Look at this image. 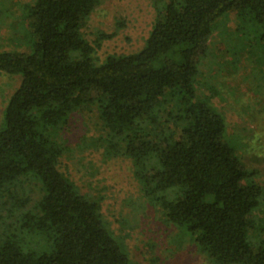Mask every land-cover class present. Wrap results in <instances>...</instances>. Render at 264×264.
Listing matches in <instances>:
<instances>
[{
  "label": "trees",
  "instance_id": "1",
  "mask_svg": "<svg viewBox=\"0 0 264 264\" xmlns=\"http://www.w3.org/2000/svg\"><path fill=\"white\" fill-rule=\"evenodd\" d=\"M101 0L23 5L27 53L0 50L20 82L0 122V264H134L92 198L59 170L73 113L94 107L102 158L130 161L138 210L183 232L210 264H264V187L241 163L223 115L197 96L217 23L226 54L264 59V0H155L144 46L96 63L82 29ZM238 42V45H237Z\"/></svg>",
  "mask_w": 264,
  "mask_h": 264
},
{
  "label": "rangeland",
  "instance_id": "2",
  "mask_svg": "<svg viewBox=\"0 0 264 264\" xmlns=\"http://www.w3.org/2000/svg\"><path fill=\"white\" fill-rule=\"evenodd\" d=\"M155 0H101L82 29L93 42L100 34L112 35L95 49L96 63L110 54L140 50L154 23ZM30 0H0V50L27 53L23 5ZM238 22L234 13L222 18L209 41L207 56L200 65L197 96L207 99L220 112L227 136L236 140L241 163L259 172L257 183L264 187V59L258 62L245 51L226 54ZM231 46H236L232 45ZM238 45V42H237ZM20 82L18 76L0 75V122L10 95ZM104 135L94 107L72 114L61 138L67 151L59 163L64 173L83 194L101 199V211L113 233L120 237L134 264H210L194 243L176 227L165 223L149 207L138 211V185L130 161L102 158ZM252 217L264 218L263 211Z\"/></svg>",
  "mask_w": 264,
  "mask_h": 264
}]
</instances>
